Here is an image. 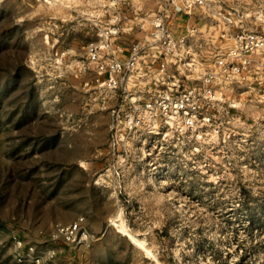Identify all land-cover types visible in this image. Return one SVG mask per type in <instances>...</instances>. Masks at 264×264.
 Segmentation results:
<instances>
[{
	"label": "rangeland",
	"instance_id": "1",
	"mask_svg": "<svg viewBox=\"0 0 264 264\" xmlns=\"http://www.w3.org/2000/svg\"><path fill=\"white\" fill-rule=\"evenodd\" d=\"M103 5L0 0V264H264V92L243 96L220 138L113 129L101 101L116 96L86 91L81 73ZM80 217L90 244L53 237Z\"/></svg>",
	"mask_w": 264,
	"mask_h": 264
},
{
	"label": "built area",
	"instance_id": "2",
	"mask_svg": "<svg viewBox=\"0 0 264 264\" xmlns=\"http://www.w3.org/2000/svg\"><path fill=\"white\" fill-rule=\"evenodd\" d=\"M84 1L103 3L111 18L96 25L81 73L86 91L116 96L114 106L108 96L101 101L113 129L147 140L220 138L243 96L264 92V8L248 14L228 0H145L127 16L117 8L122 0ZM53 237L70 246L95 239L84 217L57 225Z\"/></svg>",
	"mask_w": 264,
	"mask_h": 264
},
{
	"label": "bare ground",
	"instance_id": "3",
	"mask_svg": "<svg viewBox=\"0 0 264 264\" xmlns=\"http://www.w3.org/2000/svg\"><path fill=\"white\" fill-rule=\"evenodd\" d=\"M122 223H123V221H122ZM124 224H125V223H123V225L121 224L122 227H119L118 232H119L120 234H122V235L128 237V238L130 239V241H131L133 244H135L137 247L142 248L143 245H142L141 241L139 242V241L137 240V238H135V237H134V236L128 231V229L125 227ZM114 225H116V224H114ZM117 226H118V225H117Z\"/></svg>",
	"mask_w": 264,
	"mask_h": 264
}]
</instances>
